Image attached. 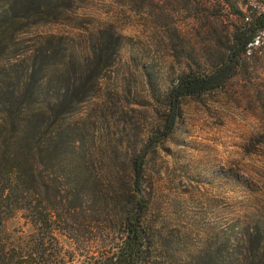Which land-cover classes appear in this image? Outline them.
<instances>
[{
	"label": "trees",
	"instance_id": "obj_1",
	"mask_svg": "<svg viewBox=\"0 0 264 264\" xmlns=\"http://www.w3.org/2000/svg\"><path fill=\"white\" fill-rule=\"evenodd\" d=\"M78 1L0 0V231L17 213L30 226L22 244L0 240V264L8 249L9 264H264L261 208L190 247L152 216L144 189L181 98L243 69L264 9L211 29L207 67L182 71L161 91L160 67L122 58L115 26H76ZM52 24L66 29L45 28ZM160 97L157 125L129 115L140 100Z\"/></svg>",
	"mask_w": 264,
	"mask_h": 264
},
{
	"label": "rangeland",
	"instance_id": "obj_2",
	"mask_svg": "<svg viewBox=\"0 0 264 264\" xmlns=\"http://www.w3.org/2000/svg\"><path fill=\"white\" fill-rule=\"evenodd\" d=\"M261 4V0H79L82 18L76 26L90 28L102 21L115 26L123 35L122 58L134 68L155 62L163 75L155 78L164 91L182 71L207 67L211 29L231 28L250 9L261 10ZM45 28L66 29L61 24ZM246 55L243 69L220 87L181 98L174 131L149 159L144 182L149 211L172 232H183L190 247L215 240V233L228 229L244 211L261 208L264 213V42ZM162 104L161 97L158 102L144 98L129 115H140L146 127L157 125ZM23 220L17 213L3 222L0 240L5 248L26 240L30 226ZM11 253L9 249L5 253L6 264Z\"/></svg>",
	"mask_w": 264,
	"mask_h": 264
},
{
	"label": "built area",
	"instance_id": "obj_3",
	"mask_svg": "<svg viewBox=\"0 0 264 264\" xmlns=\"http://www.w3.org/2000/svg\"><path fill=\"white\" fill-rule=\"evenodd\" d=\"M260 9H264V0H261ZM248 18V14L244 15V19ZM264 42V26L256 29L250 39L246 42L244 46L245 54H250L253 50L259 47Z\"/></svg>",
	"mask_w": 264,
	"mask_h": 264
}]
</instances>
